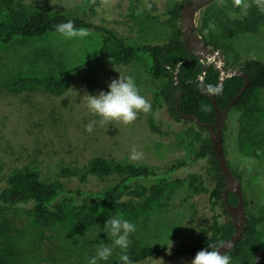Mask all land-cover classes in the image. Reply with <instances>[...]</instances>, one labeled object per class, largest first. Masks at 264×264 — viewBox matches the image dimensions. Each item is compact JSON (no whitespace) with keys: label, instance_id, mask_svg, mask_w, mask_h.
<instances>
[{"label":"rangeland","instance_id":"1","mask_svg":"<svg viewBox=\"0 0 264 264\" xmlns=\"http://www.w3.org/2000/svg\"><path fill=\"white\" fill-rule=\"evenodd\" d=\"M17 1L30 13L86 18L111 30L128 46L181 39L179 19H167L162 14L183 0H142L140 5L131 0H103L95 15L88 13L92 0ZM202 9L195 15V32L200 17L210 14ZM2 15L0 8V18ZM145 15H156L157 19ZM211 31L224 47L223 51L216 50L224 63L236 62L235 67H226L239 70L238 65L247 59L264 64V22L254 33H239L232 38H225L214 26ZM99 41L97 33L87 30L84 37L65 39L57 33L0 44V190L16 172L33 171L47 182L64 168L82 174L93 158L164 175L167 183L158 195L155 189L150 190L152 178L122 183L121 201L131 206L118 215L136 225V231L129 235L128 249L136 245L151 252L136 264H186L200 237L213 235L216 226L230 221L220 206L210 202L217 176L212 156H196L208 139L207 132L191 121L174 119L156 100L163 80L152 77L149 57L137 56L126 64L107 61L82 66L97 53ZM70 68L76 71L59 92L9 88L19 78L59 75ZM119 74L134 79L150 110L138 112L129 124L109 121L86 132L84 125L96 117L86 109L83 94L106 91L107 82ZM252 119L257 123L255 130ZM256 134L264 135V87L253 93L246 110H230L222 127L224 156L241 183L247 218L257 216L264 208V145L254 142ZM133 148L139 154L134 160L129 158ZM105 184L89 182L83 196L64 206L60 222L44 223L28 205L0 207V259L6 264H87L94 246L110 240L102 230L107 217L99 192ZM133 191L138 196L129 194ZM82 208L89 215L87 219L78 216ZM247 252L249 264H264V225ZM120 254L116 248L107 261L99 264H120Z\"/></svg>","mask_w":264,"mask_h":264},{"label":"trees","instance_id":"2","mask_svg":"<svg viewBox=\"0 0 264 264\" xmlns=\"http://www.w3.org/2000/svg\"><path fill=\"white\" fill-rule=\"evenodd\" d=\"M103 0H92L88 8L90 15L97 13V6ZM140 5L142 0H131ZM186 0H183V2ZM0 8L3 15L0 18V44L8 45L14 39H36L49 34H57L55 25L71 20L76 28L92 30L99 35V49L97 53L82 66H93L99 63L112 61L116 64H126L133 58L145 55L150 59V72L155 79H162L163 85L156 93V100L165 105L167 112L174 118L180 119L175 112V106L184 114H194L200 122L213 123L215 114L208 98L201 89L207 93H213L218 80V72L214 66H206L203 74V83H200L199 75L202 69L196 57L188 53L182 44L180 27L177 32L181 39L170 40L166 43L155 45L128 46L111 30L90 23L86 18L67 17L63 14H49L46 12H27L24 6L17 0H0ZM210 11L209 17L201 18L196 27L197 34L206 41L214 50H224L219 39L212 33L211 27H216L225 38H232L239 33H254L257 27L264 22V0H216L201 11ZM162 15L179 19V5ZM150 19H157L156 15H145ZM235 67L236 62L225 61V66ZM249 78L248 86L233 104L231 110L242 112L252 102V95L257 89L264 87V64L255 59H247L238 65ZM76 68H70L59 75L45 77H24L10 83L11 91H18L23 87L49 88L56 92L61 91L67 84ZM176 72V82L173 77ZM243 84V79L230 77L223 81L222 87L215 94L218 109H223L231 97H233ZM192 122V121H191ZM252 130L257 128V123L252 119ZM200 129L206 131L202 126ZM207 132V131H206ZM249 134L250 131H249ZM254 142L264 145V135L256 134ZM211 155L215 169L217 170L216 184L210 194V202L222 208L220 190H222V178L213 158L209 139L202 142L196 156ZM177 166H181L180 164ZM176 167V166H175ZM152 178L154 185L150 190L158 195L167 183V177L139 166L126 164H107L103 159L93 158L87 169L78 174L70 169H61L56 177L50 181H42L38 173L33 171L16 172L6 179V184L0 190V207L14 208L21 205L30 206L31 210L44 223L60 222L64 219V206L72 205L75 197L85 194L89 182L98 181L106 183L100 190V203L106 209V217L116 215L119 211L131 206L121 201V185L128 180ZM60 202L56 199L62 195ZM129 194H138L133 191ZM244 199V197H243ZM229 205L236 203V196L227 195ZM93 209L94 206H86ZM78 216L87 219L88 213L82 208ZM249 225L244 231L243 237L227 255L231 258V264H249L248 246L256 243L257 230L264 225V208L257 216L248 217ZM233 228L228 221L216 226V231L209 237H200L192 254L205 248L207 245L218 247L220 242L231 235ZM127 255L136 264L148 258L151 252L147 248H139L132 245ZM0 264H6L0 259Z\"/></svg>","mask_w":264,"mask_h":264},{"label":"clouds","instance_id":"3","mask_svg":"<svg viewBox=\"0 0 264 264\" xmlns=\"http://www.w3.org/2000/svg\"><path fill=\"white\" fill-rule=\"evenodd\" d=\"M54 27L56 32L65 39L87 35L86 29L74 27L71 20L59 23ZM106 89V91H96L95 94L85 92L82 96L86 109L96 117L84 125L86 132H92L94 125L109 121L129 124L136 119L138 112L147 113L151 108L150 103L139 93L131 76L119 74L115 79L107 82ZM138 155L133 148L129 158L134 160ZM102 230L107 233L110 240L107 243L101 240L94 246L92 255L87 258V264H99L101 261H107L116 248L121 253L118 257L120 264H133L127 255V249L130 244L129 235L136 231L135 223L116 214L105 219ZM168 241V247H170L171 241L169 239ZM186 264H231V258L225 252H221L220 248L207 245L195 252Z\"/></svg>","mask_w":264,"mask_h":264},{"label":"water","instance_id":"4","mask_svg":"<svg viewBox=\"0 0 264 264\" xmlns=\"http://www.w3.org/2000/svg\"><path fill=\"white\" fill-rule=\"evenodd\" d=\"M214 1L216 0H186L179 5V23L182 34V44L188 53L196 57V59L202 63L201 73L198 77L200 83H203V74L206 71V66L212 65L218 72V80L213 93H207L201 89V92L211 100L215 114L214 122H200L196 115L181 113L177 106H175V112L181 119L192 121L194 124L202 126L207 131L211 152L217 163L219 175L222 178V190H220L222 208L226 212L233 228L232 234L224 238L217 247L220 248L221 252H225L227 254L235 247L238 242L241 241L244 231L249 225V221L244 211V199L241 183L233 175L224 156L222 127L225 118L228 112L231 110L233 104L238 100L240 95L248 86L249 78L241 70L226 67L221 55H219L216 50L207 45L206 41L198 36L195 32L194 21L196 13ZM234 76L242 78L243 84L237 93L230 98L226 106L220 110L216 105L214 96L222 87L223 81ZM173 77L176 82V72L174 73ZM229 193L236 196V203L234 205H229L227 202V195Z\"/></svg>","mask_w":264,"mask_h":264},{"label":"flooded vegetation","instance_id":"5","mask_svg":"<svg viewBox=\"0 0 264 264\" xmlns=\"http://www.w3.org/2000/svg\"><path fill=\"white\" fill-rule=\"evenodd\" d=\"M202 84V83H201ZM215 90V89H214Z\"/></svg>","mask_w":264,"mask_h":264}]
</instances>
